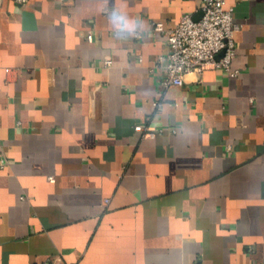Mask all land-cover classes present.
I'll return each instance as SVG.
<instances>
[{
  "label": "crops",
  "instance_id": "crops-1",
  "mask_svg": "<svg viewBox=\"0 0 264 264\" xmlns=\"http://www.w3.org/2000/svg\"><path fill=\"white\" fill-rule=\"evenodd\" d=\"M203 1L0 0V264H264V0L236 75L159 81Z\"/></svg>",
  "mask_w": 264,
  "mask_h": 264
},
{
  "label": "built area",
  "instance_id": "built-area-1",
  "mask_svg": "<svg viewBox=\"0 0 264 264\" xmlns=\"http://www.w3.org/2000/svg\"><path fill=\"white\" fill-rule=\"evenodd\" d=\"M18 1L25 3L27 0ZM227 3L228 0H204L200 8L203 12L201 17L197 19L194 14L185 13L177 27H168L163 21L154 22L153 31L163 34L170 48L159 56L156 64L165 68V74L159 80L163 87L182 85L189 73L209 68H223L232 75L238 73L233 68V61L237 56L235 36L242 23L235 20V8ZM88 39H95L93 30H89ZM112 63V58L105 60L107 66ZM136 129L156 136V132L148 131L143 124L136 125ZM50 178L55 179L52 175Z\"/></svg>",
  "mask_w": 264,
  "mask_h": 264
},
{
  "label": "clouds",
  "instance_id": "clouds-1",
  "mask_svg": "<svg viewBox=\"0 0 264 264\" xmlns=\"http://www.w3.org/2000/svg\"><path fill=\"white\" fill-rule=\"evenodd\" d=\"M113 19L120 27H125L127 25L126 18L121 14L115 15Z\"/></svg>",
  "mask_w": 264,
  "mask_h": 264
},
{
  "label": "water",
  "instance_id": "water-1",
  "mask_svg": "<svg viewBox=\"0 0 264 264\" xmlns=\"http://www.w3.org/2000/svg\"><path fill=\"white\" fill-rule=\"evenodd\" d=\"M26 14L28 16L29 21L31 23H33L34 22V16H33V14L31 12H26ZM202 14H203V12L201 11L200 14L198 16H196V18L197 19L200 18Z\"/></svg>",
  "mask_w": 264,
  "mask_h": 264
}]
</instances>
